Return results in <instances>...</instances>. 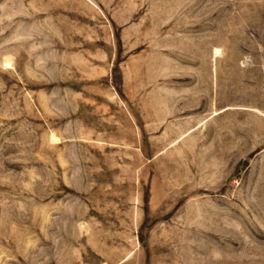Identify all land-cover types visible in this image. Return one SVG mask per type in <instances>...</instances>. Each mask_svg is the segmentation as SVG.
I'll list each match as a JSON object with an SVG mask.
<instances>
[{
	"label": "rangeland",
	"instance_id": "obj_1",
	"mask_svg": "<svg viewBox=\"0 0 264 264\" xmlns=\"http://www.w3.org/2000/svg\"><path fill=\"white\" fill-rule=\"evenodd\" d=\"M0 264H264V0H0Z\"/></svg>",
	"mask_w": 264,
	"mask_h": 264
}]
</instances>
